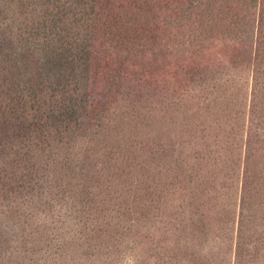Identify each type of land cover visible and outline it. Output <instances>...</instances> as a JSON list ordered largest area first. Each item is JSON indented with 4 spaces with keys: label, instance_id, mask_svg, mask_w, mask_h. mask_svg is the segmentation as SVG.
Listing matches in <instances>:
<instances>
[{
    "label": "rangeland",
    "instance_id": "1",
    "mask_svg": "<svg viewBox=\"0 0 264 264\" xmlns=\"http://www.w3.org/2000/svg\"><path fill=\"white\" fill-rule=\"evenodd\" d=\"M0 264H264V0H0Z\"/></svg>",
    "mask_w": 264,
    "mask_h": 264
},
{
    "label": "trees",
    "instance_id": "2",
    "mask_svg": "<svg viewBox=\"0 0 264 264\" xmlns=\"http://www.w3.org/2000/svg\"><path fill=\"white\" fill-rule=\"evenodd\" d=\"M166 0H163V3L165 2ZM137 31V30H136ZM137 34H136V36H137V40H140L141 38H139V35H140V33L139 32H136ZM39 113V112H38ZM45 118V117H44ZM49 118H53V119H56L55 121H57V120H60V119H58V118H56L55 116H48L47 117V119H49ZM44 120H46V119H44ZM62 120V119H61ZM54 121V122H55ZM41 122H43L42 120H39L38 122H35V125H38V126H40L41 125ZM39 132H40V130H39Z\"/></svg>",
    "mask_w": 264,
    "mask_h": 264
}]
</instances>
